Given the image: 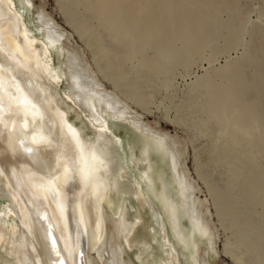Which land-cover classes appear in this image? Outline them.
I'll return each mask as SVG.
<instances>
[{
	"label": "bare ground",
	"instance_id": "6f19581e",
	"mask_svg": "<svg viewBox=\"0 0 264 264\" xmlns=\"http://www.w3.org/2000/svg\"><path fill=\"white\" fill-rule=\"evenodd\" d=\"M184 1L173 2L188 13ZM190 1L186 4H201ZM86 5L104 23L123 20L127 27L117 28L130 42L143 15H151L143 24L159 36L176 15L168 1L92 0ZM196 10L192 20L177 24L186 41L207 20L203 7ZM67 37L68 30L35 0H0V264H212V250L201 248H212L215 231L181 159L177 135L145 119L129 102L141 101L132 100L134 94L128 96L124 85L107 75L94 53L93 63L67 44ZM231 83L217 98L224 112L233 106V98L225 101L232 97ZM123 127L132 134L125 130L123 135ZM226 246L234 264H245L233 246Z\"/></svg>",
	"mask_w": 264,
	"mask_h": 264
},
{
	"label": "rangeland",
	"instance_id": "374dc122",
	"mask_svg": "<svg viewBox=\"0 0 264 264\" xmlns=\"http://www.w3.org/2000/svg\"><path fill=\"white\" fill-rule=\"evenodd\" d=\"M71 1L35 0L36 4L45 7L49 16L68 30L67 44L79 48L93 63L94 53L107 75L124 85L128 96L136 94L131 97L132 100L138 98L141 102H129L143 111L145 119L150 120L153 126L168 129L175 137L177 135V146L183 150L181 159L189 170L200 206L207 211L210 226L215 231L212 248H201L212 250L210 262L233 264L223 250L227 244L228 249L233 246L232 250H236L235 254L242 257L245 264H264V0H201L206 7L203 4L198 7L195 5L197 1L188 5L186 3L190 0H185V8L190 6L188 13L175 5L182 0H173L176 3L172 0H153L156 4L168 1L172 3L170 8L177 6L180 9L172 8L176 13L169 17L172 31L169 29L168 32H171L168 35L166 31L165 38L163 34L162 38L157 35L156 29L149 32L151 29L143 21L148 23L151 15H143L144 18H139L140 21L142 19L140 27L145 28L142 31L136 26V31L132 30L136 33L134 37H137L132 42L123 38L122 30L117 28L127 27L123 25V20V24H114L111 19L104 23L105 18L100 14L97 16L91 8H85L86 3V6H90L88 3L92 0ZM194 5L197 9L204 8L202 14L207 20H204L203 30L186 41L185 33H177V30L180 32L177 24L183 20L188 22L196 16L198 11ZM207 9L210 10L207 12ZM126 21L131 24L129 18ZM111 24L121 31L116 30L115 35L116 28L110 31ZM111 33L116 38L111 37ZM188 44L192 49L186 48L190 46ZM160 66L162 69L158 68ZM229 82H234L230 87L234 92L229 90L232 97H226V100L224 97L223 100H234L231 102L232 108L224 112V108H218L216 103L219 94L222 99L221 93ZM242 106H247V111ZM252 112L262 115L256 119ZM243 113L250 114V117ZM245 122L248 124L243 126ZM125 130H129L127 134H132L128 127L121 128L120 132L124 135ZM235 136L238 141L234 139ZM231 242L232 246L229 245Z\"/></svg>",
	"mask_w": 264,
	"mask_h": 264
},
{
	"label": "water",
	"instance_id": "95a60500",
	"mask_svg": "<svg viewBox=\"0 0 264 264\" xmlns=\"http://www.w3.org/2000/svg\"><path fill=\"white\" fill-rule=\"evenodd\" d=\"M234 264V263H233Z\"/></svg>",
	"mask_w": 264,
	"mask_h": 264
}]
</instances>
